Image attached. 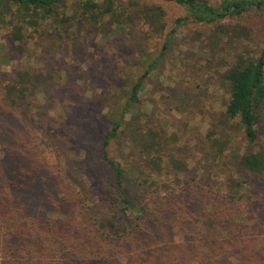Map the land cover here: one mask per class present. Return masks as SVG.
<instances>
[{
    "label": "rangeland",
    "instance_id": "1",
    "mask_svg": "<svg viewBox=\"0 0 264 264\" xmlns=\"http://www.w3.org/2000/svg\"><path fill=\"white\" fill-rule=\"evenodd\" d=\"M85 1L93 6H86ZM144 1L164 5L163 33L147 32L138 11ZM1 10L0 80H11L20 70L33 76V87L38 90L35 100H40L41 106L36 119L43 123L38 132L55 149L77 187L87 193L97 216L116 210L102 198L107 191L104 189L115 184L112 166L100 150V137L110 127L107 112L115 103L122 104L132 82L142 77L144 84L136 104L142 115L140 124L149 138L154 134L167 153L184 163L179 169L165 157L161 171L148 179L139 153L141 145L128 137L111 141L109 157L130 170L129 181L146 179L150 185L178 188L199 181L224 190L227 177L244 181L252 203L247 207L249 225L257 246H264V175L254 178L236 168L237 153L244 151L248 142L238 119L225 117L229 94L219 77L241 57L259 56L263 47L260 16L250 12L247 19H233L232 24L243 21L245 32H228L221 39L209 25L185 21L179 26L177 19L190 11L175 1L65 0L55 5L51 15L4 1ZM225 26L231 25L226 22ZM169 33L171 41L165 45ZM157 58L159 62L150 68ZM127 117L129 120L130 114ZM258 129L264 143V108ZM210 130L229 139L223 160L213 158L206 138ZM47 154L55 160L52 153ZM142 188H137V193ZM174 238L176 243L181 240L179 234ZM192 261L190 264H200ZM201 261L212 263L213 259ZM228 264L264 262L250 257L241 263L230 258Z\"/></svg>",
    "mask_w": 264,
    "mask_h": 264
},
{
    "label": "trees",
    "instance_id": "2",
    "mask_svg": "<svg viewBox=\"0 0 264 264\" xmlns=\"http://www.w3.org/2000/svg\"><path fill=\"white\" fill-rule=\"evenodd\" d=\"M4 1L51 15L55 5L65 0H0V13ZM166 1L188 7L190 14L176 21L179 26L185 21L209 25L221 39L228 32H245L243 21L232 24L235 18L252 13L263 19L259 56L241 57L219 75L221 87L229 94L225 117L238 119L248 142V147L237 153L236 168L254 178L263 176L264 143L258 128L264 108V0H219L218 5L202 0ZM84 4L93 6L90 1ZM138 11L149 34L164 32L166 11L161 2L144 1ZM171 37L169 33L165 45ZM157 62L159 58L150 68ZM33 82L27 70L18 71L6 82L0 80V264H116L123 260V264H190L192 260L228 264L230 258L244 263L250 257L264 262V246H257L249 225L247 207L252 203L244 181L227 177L224 190L199 181L178 188L150 185L146 179L129 181L130 170L109 157L111 141L128 137L141 145L139 153L148 179L161 171L165 157L179 169L184 163L167 153L154 134L149 138L140 124L142 115L136 104L140 102L142 77L124 91V102L115 103L107 112L110 127L100 137V150L112 166L115 184L104 189L107 191L102 198L116 210L100 216L84 189L77 187L63 167L55 149L38 132L43 123L36 119L41 106L40 100H35L38 90ZM206 138L213 158L223 160L229 139L217 130H210ZM142 185L141 193H137ZM176 234L181 236L179 243L175 242ZM208 257L212 263L201 261Z\"/></svg>",
    "mask_w": 264,
    "mask_h": 264
}]
</instances>
